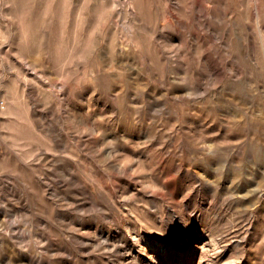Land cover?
I'll use <instances>...</instances> for the list:
<instances>
[{"label": "rangeland", "instance_id": "374dc122", "mask_svg": "<svg viewBox=\"0 0 264 264\" xmlns=\"http://www.w3.org/2000/svg\"><path fill=\"white\" fill-rule=\"evenodd\" d=\"M0 100V264H264V0H0Z\"/></svg>", "mask_w": 264, "mask_h": 264}, {"label": "bare ground", "instance_id": "6f19581e", "mask_svg": "<svg viewBox=\"0 0 264 264\" xmlns=\"http://www.w3.org/2000/svg\"><path fill=\"white\" fill-rule=\"evenodd\" d=\"M135 238V237H134ZM134 240V239H133ZM135 243L140 246V247H144L147 246L143 243L142 240L136 238L135 239ZM164 250V247L161 246V244L159 245V247L155 250H153L150 254H149V258L151 261V264H165L167 261H169V259L173 262L174 261V253H160L162 252L161 250Z\"/></svg>", "mask_w": 264, "mask_h": 264}, {"label": "built area", "instance_id": "2783aa9c", "mask_svg": "<svg viewBox=\"0 0 264 264\" xmlns=\"http://www.w3.org/2000/svg\"><path fill=\"white\" fill-rule=\"evenodd\" d=\"M3 109H5V104L2 100H0V112H2Z\"/></svg>", "mask_w": 264, "mask_h": 264}]
</instances>
